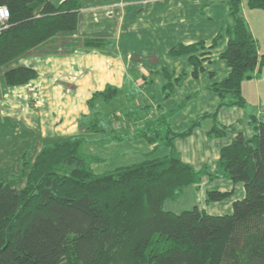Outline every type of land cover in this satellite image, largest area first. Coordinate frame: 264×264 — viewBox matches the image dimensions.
<instances>
[{"label":"trees","instance_id":"obj_1","mask_svg":"<svg viewBox=\"0 0 264 264\" xmlns=\"http://www.w3.org/2000/svg\"><path fill=\"white\" fill-rule=\"evenodd\" d=\"M244 4L264 11V0H228L231 22L210 42L180 43L170 50L172 56L187 57L198 78L225 34L227 45L220 57L229 73L209 87L219 97L218 108L167 135L169 154L97 173L93 155L84 151L88 137L82 135L44 146L32 164L25 159L24 166L31 169L24 188L0 180V264H264V107L250 114L254 134L239 133L222 147L214 167L196 168L181 159L175 146L177 138L190 136L209 117L213 125L208 136L225 137L230 127L220 124L219 110L248 106L242 83L260 76L264 54L244 16ZM0 6L10 10V20L0 29V72L6 87L24 86L38 77L33 66L20 60L45 47L53 54L112 51L108 37H74L83 0L59 5L51 0H0ZM165 74V86L172 85L173 74ZM119 95L118 88L108 86L91 99L110 103ZM125 117L132 119L129 113L114 115L104 124L92 113L86 130L114 132L123 139L132 133L124 126ZM156 123L147 122L145 129L154 130ZM148 132L142 129L139 136L150 139ZM205 178L244 185L245 195L234 202L232 213L165 208ZM232 195L207 190L206 202Z\"/></svg>","mask_w":264,"mask_h":264},{"label":"crops","instance_id":"obj_2","mask_svg":"<svg viewBox=\"0 0 264 264\" xmlns=\"http://www.w3.org/2000/svg\"><path fill=\"white\" fill-rule=\"evenodd\" d=\"M51 1L54 3L53 0ZM62 1L64 0H60L59 2ZM159 1L161 0H154V2L153 0H149V3H152V5H154ZM142 2L143 1L138 2L136 0H88L87 2H83L80 25L74 37L79 39L82 37H108L110 39L113 38L116 44L118 38L122 37L123 31L125 33H128L130 32L131 28L123 30V26L120 22L118 26H115L116 28H113L111 25H107L105 26L106 31H101L102 28H89L88 25L91 24L92 20L87 18L92 17V19L94 18L95 20H98V16L102 12H107V15L113 18V13H115V11H112L111 9L119 8L120 10H122L121 17L125 22L127 14H131V5L143 6ZM54 4L59 5L60 3ZM115 4H118V6H115L114 8L111 7ZM136 11L137 10H135V12ZM141 11L142 9H140V12ZM243 12L246 20L250 25L254 37L258 41L259 52L261 55H263L264 11L259 9L252 10L246 4H244ZM193 25V21H189V17H182L180 21H176L174 27L172 28L173 32L170 31V46L174 47L180 43L191 44L200 40L210 42L213 37L219 32V30L213 29L208 33L196 35L194 34V30L192 28ZM184 26H187V30ZM157 30L158 32L160 30L162 31L159 26H157ZM119 43L120 42L115 45L114 53H101L97 51L85 52L82 49H77L76 51L69 50L67 53L53 54L49 52L48 47H45V50L43 52H32L30 55H28L29 57H25L21 62L26 66H33L38 71V77L24 86L14 88L6 87L5 83L3 82V72H0V122L5 125H11L13 134L17 138L15 140L18 141L20 145H22V143H29V146L25 147L24 149V154L27 156L26 158L30 161L31 164L35 161L37 155L46 145L82 135L88 137V135L90 134H105V132L92 133L86 130L88 124L87 120H89L91 117L88 101L96 92L104 91L108 86H113L120 90V97L121 95H123V92H128L129 94H131L130 92H134V94H136V92H139L142 95V98L146 99V95L144 94L146 89L145 87L148 83L146 79L154 72H148L141 66L136 72H131L132 67H127L125 59V57L127 56L126 54H129V49H122V46H120ZM70 49H72V46L70 47ZM224 50L225 49H223L221 52H223ZM216 51L217 49L213 50L211 62H215L214 57ZM221 52L219 53V56ZM39 61H43V65L41 67L38 65ZM84 61H86V63H84ZM206 63L207 62H205L204 64ZM63 66L65 68V72ZM206 67L207 66L205 65V70ZM72 69L74 71H71ZM81 69L86 70V72H81ZM169 73H174L175 76H177V72ZM228 73L229 72L227 70V72L223 73V76H225V74H227L228 76ZM199 77L197 79H199ZM211 77L214 79V82L221 81V79H217L216 71H211ZM134 94L133 96H135ZM242 94L246 99L248 105H251L253 107L254 111L258 112L260 110H263L264 69L259 77L246 80L242 83ZM125 98H130V96H126ZM139 99L140 103V95ZM219 102V97L216 94V98H214V105L212 104V106L214 107L210 109L211 111H208L207 109V111H204V113L197 117L196 120L206 113H213L218 108ZM103 103L104 101L101 98L98 104L100 106ZM181 108V106H179V108L175 107L171 110V112L174 113ZM234 108H237L238 110L243 109L239 107ZM160 109L161 111L165 112V108L163 107V105L159 106V113H161ZM113 112L112 117L114 115H118L117 113ZM227 112V108H221L218 112V120L220 124L230 127L228 131L232 129V136L229 137V134L226 133V136L223 138H210L207 134V131L212 127L213 119L209 117L202 120L204 124H202L201 122L202 126L200 124V127H197L190 136L186 138H177L175 140L176 149L183 161L194 165L196 168H201L204 164L211 160V162L209 163H211L210 165L214 167L215 163L220 157V150L222 147L229 144L239 133H243L246 137H250L254 134L253 128L250 129V123L245 128L238 126L240 121L245 122L243 118L246 117V115L248 116V119H250L251 113L248 114L247 112H242V115L244 117L242 119L238 118L236 119V122H233L232 120H223V117L226 116ZM129 114L132 115V119L135 118V124H137L138 126V131L135 132L134 135L130 132L129 135L124 134L122 135V138L126 140L125 137H130L132 141L133 139L139 140L140 138H143L139 136L140 130H148V137L153 138V141H149L151 138L144 139L150 142L148 143L151 146V148H149V150L151 151H156V149L158 148L157 138L162 135L160 133L161 129H159V127H162L163 124H165L167 128L165 129V136L162 137V139L164 138V141L162 142L164 147L168 149L166 150L168 153L170 149L165 144L167 141V135L171 134V131L178 132L185 130H175L172 127L171 123L168 122V119L167 121L166 119H163L157 122L155 124L154 130L148 128L145 129L147 127V122L143 123L135 114ZM205 123H208L209 126L206 127ZM130 128L132 129V125L130 126ZM111 139L116 140L119 139V137H113ZM8 141H13V139L9 138ZM23 152L19 155L21 162ZM17 160L18 159L16 158V161ZM16 161L15 163H18L19 170H21V163ZM196 163H200L201 165L197 167ZM222 180L224 181V183L220 184V189L216 190H220L223 192L232 191L233 195L224 201L212 202L210 204L206 202L205 198L204 202L206 207H203L202 205H198L195 207L205 209L210 215H224L223 210L229 212L227 214H230V210L232 213L234 202L244 197L245 187L244 185L240 186L241 184H234L229 180ZM222 180L220 179L218 180V182ZM210 183L211 182L209 181V179L205 178L200 185L188 187V189L190 188L192 191L191 196L193 197V199L195 200V195L200 192L199 189L201 185L204 184L208 186ZM237 187H239L238 189H240V193L238 195L236 192ZM204 193L206 195L207 190H205ZM202 196L203 197L201 198L204 199L203 193ZM209 205H215L216 209H218V207H222V211H209L207 208L209 207Z\"/></svg>","mask_w":264,"mask_h":264},{"label":"rangeland","instance_id":"obj_3","mask_svg":"<svg viewBox=\"0 0 264 264\" xmlns=\"http://www.w3.org/2000/svg\"><path fill=\"white\" fill-rule=\"evenodd\" d=\"M53 1L56 4L61 3L59 2L60 0ZM87 1L88 0H83V2ZM136 1H143V6L131 5V14H127L125 22L121 17L122 10L119 8L111 9L115 11V13H113V18L108 16L107 12H102L99 14L98 20L92 19V17L87 19L92 20L91 24L88 25L89 28H102L101 31H106L105 26L107 25H111L114 28L118 26L120 22L123 26V30L131 28L128 33L123 31L122 37L118 38L116 44L115 40L111 38L113 44L109 49H112V51L106 53H114L115 45L120 42L119 44L122 46V49H129V54H126L127 56L125 59L127 67H132L131 72H136L140 66L148 72H154L146 79L148 81L144 93L146 99H143L139 92H136V94L130 92L132 95L128 92H123V95L117 97L113 102H104L100 106L98 102L101 98H94V100L89 99L90 103L88 101V105L91 117L92 113H95L101 122L106 124L108 118L112 117L113 111V113H117L118 115L132 113L143 123L152 121L159 122L163 119L167 121L168 119V122L171 123L175 130L187 129L197 117L204 113V111H207V109L211 111L210 109L214 107L212 104L214 105L216 94L209 88L214 82V79L211 77V71L217 72V79L222 80L227 76V74L223 76V73L228 70L226 62L219 56V53L226 48L227 36L224 34L216 48L217 51L214 57L215 62H211L212 65L211 63H206V70H204L199 79H197L192 73L193 67L189 63L187 57H175L171 55L170 50L173 46H170V31H172L176 21H180L182 17H189V21H193L194 25L192 28L196 35L208 33L213 29L220 31L231 22L228 0H161L154 5L149 3V0ZM115 6H118V4L111 7L114 8ZM140 9H142L141 12ZM135 10L137 11L135 12ZM157 26H159L162 31L160 30L158 32ZM184 27L187 30V26ZM21 61L22 59L20 60L22 64ZM42 62L43 61L38 62L40 67L43 65ZM84 63H86V61H84ZM64 66L63 69L65 72ZM71 71L74 70L72 69ZM81 72H86V70H82ZM163 72H177V76L172 73V85L165 86L169 82L168 77H166V74ZM133 94L135 96H133ZM139 95L141 97L140 103ZM126 96H130V98H125ZM160 105H163L165 112L161 111V109V113L158 112ZM179 106L182 108L174 113L171 112L173 108H179ZM251 107V105H248L247 108L241 110L237 108H227L228 112L226 116L223 117V120H232L236 122V119H242L244 117L242 112H247L248 114L252 113L254 109ZM254 112L256 113V111ZM125 118H127V122H124V126L132 125L130 131L134 134V130H138V126L135 124L136 121H133L134 119H128V117ZM243 119L245 122L240 121L238 126L245 128L249 125L248 120L250 119H248L247 115ZM115 123L116 122H114V124ZM202 124L204 123L202 122ZM205 124L206 127L209 126L208 123ZM166 128L167 126L165 124L159 127L162 135L157 138L158 148L156 151L149 150V148H151L150 142L144 138H140L139 140L133 139L132 141L130 137H125L126 140H124L121 139L120 135L114 134V132H107L103 135H88L84 151L93 155L92 165L97 173H104L118 167L141 163L148 158L163 157L170 153V151L169 153L166 151L168 149L164 147L162 142L164 141L162 137L166 134ZM250 129H252V127ZM227 134H229V137L232 136V129H230ZM113 137H119V139L112 140L111 138ZM9 138L13 139V141H8ZM15 139L17 138L13 134L11 125H5L0 122V180L9 183L12 187L22 189L27 183V177L31 169V165L24 166L23 163V161L27 159V156L24 154V149L29 146V143H22V145H20ZM22 152L21 162L19 155ZM16 158L18 159L17 161ZM15 161L21 163V170H19L18 163H15ZM209 162H211V160H209ZM209 162L206 164H211ZM200 165V163H196L197 167ZM223 183V180L220 182L217 180L212 181L208 186L204 184L201 185L199 189L200 192L195 195V200L191 196V189L187 187L182 198L177 201L166 202L165 208L175 213H181L185 210L193 209L198 205L206 207L204 202L206 198L204 193L205 190L220 189V184ZM240 186H243V184ZM238 188L239 187H237L236 190L237 195L240 193V189ZM202 193L204 194V199L201 198L203 197ZM207 208L209 211H222V207L216 209L215 205H209ZM223 211L224 215L229 213L225 210Z\"/></svg>","mask_w":264,"mask_h":264},{"label":"built area","instance_id":"obj_4","mask_svg":"<svg viewBox=\"0 0 264 264\" xmlns=\"http://www.w3.org/2000/svg\"><path fill=\"white\" fill-rule=\"evenodd\" d=\"M10 20V10L7 6H0V29ZM116 126H118L116 124Z\"/></svg>","mask_w":264,"mask_h":264},{"label":"bare ground","instance_id":"obj_5","mask_svg":"<svg viewBox=\"0 0 264 264\" xmlns=\"http://www.w3.org/2000/svg\"><path fill=\"white\" fill-rule=\"evenodd\" d=\"M1 32V31H0Z\"/></svg>","mask_w":264,"mask_h":264}]
</instances>
